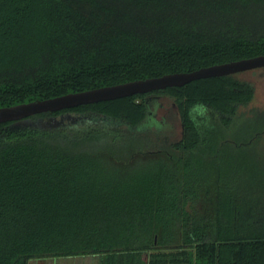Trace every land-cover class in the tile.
Here are the masks:
<instances>
[{"label":"trees","instance_id":"obj_1","mask_svg":"<svg viewBox=\"0 0 264 264\" xmlns=\"http://www.w3.org/2000/svg\"><path fill=\"white\" fill-rule=\"evenodd\" d=\"M259 56L264 0H0V108ZM255 93L212 78L0 125V264H264V162L244 179L225 154L263 129L222 135ZM161 97L183 136L146 151Z\"/></svg>","mask_w":264,"mask_h":264},{"label":"rangeland","instance_id":"obj_2","mask_svg":"<svg viewBox=\"0 0 264 264\" xmlns=\"http://www.w3.org/2000/svg\"><path fill=\"white\" fill-rule=\"evenodd\" d=\"M236 78L249 82L255 88V97L254 100L247 106L242 107L238 115L236 117V125L235 128L231 131L222 132L224 136H230L237 143L242 144L245 142L246 138H250L252 141V132L246 131L244 134L240 132L239 126H242L245 123H253L256 126L258 125L255 122H264V69H259L251 72H246L242 74H238L235 76ZM155 99V97H151ZM155 103V102H154ZM156 103L161 105L157 108L156 116L157 120L161 121L164 125V129L159 131V133L152 132L151 135L145 137L144 145L149 146L146 148V151H160L163 148H170V146L179 141L183 136V127L181 124V117L179 114L178 107L174 104V102L170 99L164 98H156ZM261 126H264V123ZM221 127V126H220ZM219 127V129H220ZM259 128L257 131L261 130ZM264 130H261V137H258L257 141L253 143V146L246 145L244 147L241 146H232L226 147L227 152L226 158L233 159L230 157V154L234 155V160H230V166H234L236 171V176L247 179L251 175V170L248 166H243L239 162H241L242 158L249 155L257 154L259 156V160L264 162ZM257 133V132H256ZM160 138V139H159ZM256 151V152H255ZM153 160H150L149 163H152ZM141 163V162H140ZM228 163L221 162V164ZM249 164V163H248ZM264 165V164H263ZM216 164L213 169H216ZM245 167V168H243ZM218 168V166H217ZM222 170L229 169V166L222 167ZM248 168V169H247ZM264 185V184H263ZM248 188V187H246ZM264 192V189L261 190ZM264 197V196H263ZM29 264H101L100 256H82V257H68V258H43V259H33L29 262Z\"/></svg>","mask_w":264,"mask_h":264},{"label":"water","instance_id":"obj_3","mask_svg":"<svg viewBox=\"0 0 264 264\" xmlns=\"http://www.w3.org/2000/svg\"><path fill=\"white\" fill-rule=\"evenodd\" d=\"M264 69V56L199 69L189 73H177L158 78L128 82L61 97L34 101L12 107L0 108V125L27 120L31 117L57 113L81 106L125 99L137 95L181 88L193 82L236 76L238 74Z\"/></svg>","mask_w":264,"mask_h":264},{"label":"flooded vegetation","instance_id":"obj_4","mask_svg":"<svg viewBox=\"0 0 264 264\" xmlns=\"http://www.w3.org/2000/svg\"><path fill=\"white\" fill-rule=\"evenodd\" d=\"M255 123L258 124L257 126H258L259 128H262V129L264 130V126H263V127H262V126L260 127V125H262L264 122H260V121H258V122H255ZM263 134H264V132H263ZM250 146H253V144H251Z\"/></svg>","mask_w":264,"mask_h":264}]
</instances>
